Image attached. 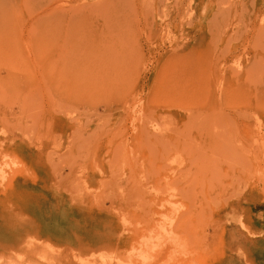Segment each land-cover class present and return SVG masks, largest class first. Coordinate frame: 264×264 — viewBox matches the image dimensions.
<instances>
[{
  "label": "rangeland",
  "instance_id": "obj_1",
  "mask_svg": "<svg viewBox=\"0 0 264 264\" xmlns=\"http://www.w3.org/2000/svg\"><path fill=\"white\" fill-rule=\"evenodd\" d=\"M45 6L0 0V264H264V89L155 75L183 26L65 28ZM203 27L195 46L234 53L237 72L264 54Z\"/></svg>",
  "mask_w": 264,
  "mask_h": 264
},
{
  "label": "bare ground",
  "instance_id": "obj_2",
  "mask_svg": "<svg viewBox=\"0 0 264 264\" xmlns=\"http://www.w3.org/2000/svg\"><path fill=\"white\" fill-rule=\"evenodd\" d=\"M91 2L92 0H86L85 3L67 9L46 0L45 9L42 10L39 18H69L63 22L65 28H71L75 24L70 22L73 19L94 18L97 16L95 14L102 18H114L120 21L129 19L128 21L134 22L137 20L147 27H155L156 31L158 28L164 31L172 26H183L188 32L187 41L175 44L168 41L170 46L167 47L165 54L160 56L155 75L175 76L183 81L197 80L198 82L200 80V83L218 77L225 85L222 90L225 95L228 94L229 86L237 88L241 85H254L257 90L264 89V70L255 69V64L260 59L264 60V54H253L250 58L251 62L244 71L237 72L230 65L234 53L227 49L216 53V50L214 54L210 53V58H206L204 55L206 52L199 51L198 46H195L198 40L193 36L196 27L205 26L203 27L205 30L212 26L213 30L216 27L221 29L220 35L223 34L224 37L229 31L231 34H236L238 31L245 30L247 36H251L250 45L256 42V39L264 42V0H95ZM209 21L210 25H208ZM222 28L227 31L223 32ZM205 32L208 34L206 30ZM92 33L93 31L82 32L80 33L82 38L73 35L71 40L75 46H81L83 39L93 37ZM212 36L214 37L215 34ZM64 48H69V46ZM72 50L73 52L65 56L57 54L56 59H76L78 61L79 56L75 55V49ZM114 55L116 58L113 60L123 61L126 58L118 56L120 54ZM138 133L145 139L150 140L154 137L143 126H139ZM166 137L168 136L163 138Z\"/></svg>",
  "mask_w": 264,
  "mask_h": 264
}]
</instances>
